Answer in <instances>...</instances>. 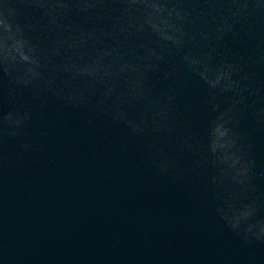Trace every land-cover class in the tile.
Listing matches in <instances>:
<instances>
[{"label": "water", "instance_id": "1", "mask_svg": "<svg viewBox=\"0 0 264 264\" xmlns=\"http://www.w3.org/2000/svg\"><path fill=\"white\" fill-rule=\"evenodd\" d=\"M0 264H264V0H0Z\"/></svg>", "mask_w": 264, "mask_h": 264}]
</instances>
